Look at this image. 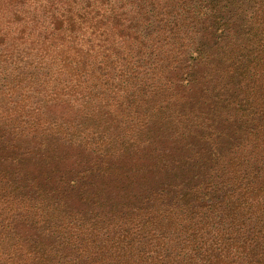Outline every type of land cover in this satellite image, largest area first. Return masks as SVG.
Masks as SVG:
<instances>
[{"label":"trees","instance_id":"16d2710c","mask_svg":"<svg viewBox=\"0 0 264 264\" xmlns=\"http://www.w3.org/2000/svg\"><path fill=\"white\" fill-rule=\"evenodd\" d=\"M91 92L129 108L177 96L192 107L174 106L172 124L200 98L214 126L139 160L124 132L87 147L61 131L88 155L70 177L19 184L2 168L0 264H264V0H0V107L44 93L85 110ZM113 149L135 165L107 163ZM19 212L33 235L16 230Z\"/></svg>","mask_w":264,"mask_h":264},{"label":"rangeland","instance_id":"374dc122","mask_svg":"<svg viewBox=\"0 0 264 264\" xmlns=\"http://www.w3.org/2000/svg\"><path fill=\"white\" fill-rule=\"evenodd\" d=\"M93 92L83 98L88 104L85 110L75 106L71 101L72 97L62 96L57 99H51L49 96H44V93H36L29 98H24L12 110L13 103L2 101L0 107V175L1 169L4 168L12 178V181L19 184L26 182L25 177L27 174L25 172L43 174L48 176L50 181H53L56 177H70L80 169L78 168L79 163L76 162L83 157H88V155L80 144L71 146L64 143L63 139H61V131L67 135L69 133V135L74 137L78 136L79 139L81 136L84 137V140L87 139L90 142V144H85L87 147H92L95 143H111L118 136L117 133L124 132L127 135L120 138V142L127 146L131 150L132 155L139 160L145 157L147 152L151 154L150 151L153 149L161 150L162 148L170 147L176 141V138L179 139V133L181 131L184 132L185 127L195 130L202 125L204 127L209 126L208 128L210 129V126H214V121L210 120V118L204 124L201 117L203 107L200 98H197V102L193 106L194 115L190 114V118L191 116L192 118L189 123L186 124L185 121H182L179 124H172L168 123L167 116L169 114L170 117L174 106L186 111L188 107H192L185 105L186 109L183 108L181 106L182 98L177 96L167 97L166 95L156 98L137 97V101L133 102L137 107L129 108L125 104L127 100H117L108 94L96 96ZM160 101L164 105H169V108L163 107V110H159L157 105ZM208 117L209 115H207ZM131 118L133 119L130 120ZM199 119L201 121H198ZM197 121L200 124L196 126L195 122ZM30 122L36 128V132L28 131L26 126ZM137 122L140 125L134 126ZM10 126L17 130L16 134L7 135L4 132L3 134L1 133L3 129L11 130L9 129ZM231 126H235V124L232 123ZM129 130L131 131L129 132ZM42 132L45 135H42ZM188 138L194 144L197 143L193 141L191 134ZM40 141L43 143L39 144ZM41 146L44 148L42 149ZM35 148H38V150L34 156L27 154V150ZM95 155L101 156L100 154H92L94 159H98ZM124 155L126 154L121 149H113L104 155V160L109 164L119 161L122 162L124 167H133L135 160L129 159ZM35 156L36 158H34ZM174 157L179 158L177 153L174 154ZM12 158L14 160H11ZM175 158L173 159L175 160ZM15 166H17V169H14ZM154 182H152V185ZM135 189L141 190L140 188ZM73 203L76 209L81 210L80 212L84 210L86 205H92L85 204L83 201L77 202V200H73ZM94 208H96L95 204ZM23 214L25 215V213ZM19 215L20 212L15 215V226L20 236L24 238L33 235L35 233L34 230L26 223L28 218L23 216L20 219ZM22 238H20V241H23ZM37 240L49 242L51 237L42 233L41 236L37 237ZM16 254L17 257L22 258L23 256L21 252L19 253L20 255Z\"/></svg>","mask_w":264,"mask_h":264}]
</instances>
